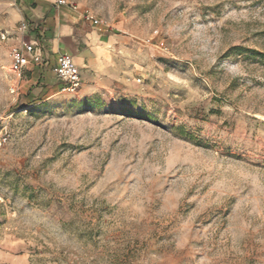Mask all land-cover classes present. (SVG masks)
Segmentation results:
<instances>
[{"label": "rangeland", "instance_id": "rangeland-1", "mask_svg": "<svg viewBox=\"0 0 264 264\" xmlns=\"http://www.w3.org/2000/svg\"><path fill=\"white\" fill-rule=\"evenodd\" d=\"M66 2L111 26L117 93L0 42V264H264V0Z\"/></svg>", "mask_w": 264, "mask_h": 264}, {"label": "crops", "instance_id": "crops-1", "mask_svg": "<svg viewBox=\"0 0 264 264\" xmlns=\"http://www.w3.org/2000/svg\"><path fill=\"white\" fill-rule=\"evenodd\" d=\"M23 23L30 25L24 33L20 31ZM101 30L107 31L91 27L80 19L77 12L69 6L56 5L55 0H0V33L7 32L12 36L6 48L32 43L36 45L35 56L42 59L43 64H31L30 82L53 81L57 87H62L53 68L57 56L65 53L81 70L83 82L77 94L81 97L104 94L113 95V98L117 93L113 87L120 80L110 68L114 55L110 53L108 60L98 68L93 47L95 43L115 44L117 39Z\"/></svg>", "mask_w": 264, "mask_h": 264}, {"label": "built area", "instance_id": "built-area-1", "mask_svg": "<svg viewBox=\"0 0 264 264\" xmlns=\"http://www.w3.org/2000/svg\"><path fill=\"white\" fill-rule=\"evenodd\" d=\"M55 4L58 6H69L71 10L77 12L80 19L94 28L111 29L109 23L97 16L92 15L89 11L81 9L75 4L68 5L66 0H55ZM29 24L23 23L20 26L21 32L29 30ZM9 34L7 32L0 33V42L4 43L8 40ZM36 45L32 43H24L21 46L12 49L10 53V70L19 79L23 73L31 64L40 65L42 59L35 56ZM54 75L62 83V89H69L76 92L81 88L82 75L80 69L75 65L73 59L68 54H59L56 58V63L53 68ZM140 82V80H138ZM7 138L3 135L0 137V147L4 145Z\"/></svg>", "mask_w": 264, "mask_h": 264}, {"label": "bare ground", "instance_id": "bare-ground-1", "mask_svg": "<svg viewBox=\"0 0 264 264\" xmlns=\"http://www.w3.org/2000/svg\"><path fill=\"white\" fill-rule=\"evenodd\" d=\"M111 47V46H110Z\"/></svg>", "mask_w": 264, "mask_h": 264}]
</instances>
